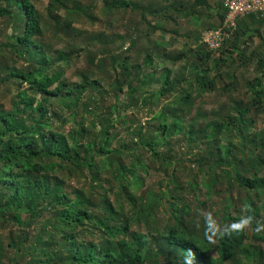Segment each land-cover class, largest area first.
Masks as SVG:
<instances>
[{"label": "trees", "instance_id": "1", "mask_svg": "<svg viewBox=\"0 0 264 264\" xmlns=\"http://www.w3.org/2000/svg\"><path fill=\"white\" fill-rule=\"evenodd\" d=\"M36 1L0 0V264H264V15L211 49L223 0Z\"/></svg>", "mask_w": 264, "mask_h": 264}, {"label": "rangeland", "instance_id": "2", "mask_svg": "<svg viewBox=\"0 0 264 264\" xmlns=\"http://www.w3.org/2000/svg\"><path fill=\"white\" fill-rule=\"evenodd\" d=\"M69 1H71V0H69ZM154 1V0H153ZM46 2V0H37L36 1V7H37V9L39 10V12H40V14L41 13H43V8H44V3ZM86 1H84V3H85ZM66 5H67V2H66ZM68 6H70V2L68 3ZM98 13V12H97ZM115 16V17H114ZM113 16V18H111V17H109V18H107V17H103V16H100V19L99 20H97V21H95V22H90V23H88V21L87 20H84L85 22H83V23H81V24H79V23H77V24H74V26L76 25V26H79L80 25V27L81 28H83V29H86V34L87 35H90V32H101V34L103 35V34H105V35H107V34H109V32H116L117 34H120V32H122L123 30H122V28H120V25L121 24H123V23H125L126 22V20H125V18H126V16L125 17H121L120 18V16H117V15H114ZM116 18V19H115ZM151 17H148V19H150ZM110 20V21H109ZM183 22V21H182ZM185 22L184 23H182V24H180L181 26H180V31L182 32V31H185L186 29H188V30H192V25L191 24H185ZM168 26H170V24L168 25ZM115 28V29H114ZM113 37V39H114V35L112 36ZM80 39H82L81 37H79ZM167 39V38H166ZM82 41H83V39H82ZM82 41L80 42V44L82 43ZM93 45L95 44V43H93V42H91ZM116 43V42H115ZM92 44H90V46H92ZM127 44V43H126ZM181 40L179 39V41L178 42H176V43H174V45H172V44H170V46H168L167 47V49H169V50H173V48H177V47H180L181 46ZM251 45V44H250ZM114 46V45H113ZM111 47V46H110ZM115 50H119V49H115ZM142 50H141V52L140 53H138L139 55H142ZM166 64V63H165ZM165 64H163L162 66H165ZM82 65H84V63H83V61H78L77 63H74V65L72 64V65H70V66H68L67 68H65V76H69L70 75V73L73 71V68H75V67H80V66H82ZM178 65H179V62L177 61V64H175L174 65V69H176L177 67H178ZM162 66H159V69L162 67ZM186 74H187V70H186V72H185ZM72 80H75V77L74 76H72ZM154 86L155 85H157V83H154L153 84ZM242 91H244V89H242ZM213 96H216V94H210V95H208L207 96V99L209 98L210 99V101H212V102H207V103H205V107H212V105H215L216 104V102L218 101L216 98H214ZM217 100V101H216ZM221 101H223V96L221 97ZM1 102H6V98H3L2 99V101ZM135 113H137V112H135ZM138 115H140V114H138ZM145 119V117L144 116H141V120H144ZM254 129H260V128H263L264 127V122L262 121V118L261 117H258L257 118V120H255V122L253 123V126H252ZM125 133V132H124ZM123 133V134H124Z\"/></svg>", "mask_w": 264, "mask_h": 264}, {"label": "built area", "instance_id": "3", "mask_svg": "<svg viewBox=\"0 0 264 264\" xmlns=\"http://www.w3.org/2000/svg\"><path fill=\"white\" fill-rule=\"evenodd\" d=\"M225 9L223 25L218 28H208L201 32V43L211 49L221 46L230 36L231 30L236 28L237 19L247 15H264V0H223Z\"/></svg>", "mask_w": 264, "mask_h": 264}, {"label": "crops", "instance_id": "4", "mask_svg": "<svg viewBox=\"0 0 264 264\" xmlns=\"http://www.w3.org/2000/svg\"><path fill=\"white\" fill-rule=\"evenodd\" d=\"M212 5H214V3ZM262 32L264 33V29L262 30Z\"/></svg>", "mask_w": 264, "mask_h": 264}, {"label": "bare ground", "instance_id": "5", "mask_svg": "<svg viewBox=\"0 0 264 264\" xmlns=\"http://www.w3.org/2000/svg\"><path fill=\"white\" fill-rule=\"evenodd\" d=\"M222 25H223V23H222ZM222 25L221 26H219V27H222ZM222 45V44H221Z\"/></svg>", "mask_w": 264, "mask_h": 264}]
</instances>
